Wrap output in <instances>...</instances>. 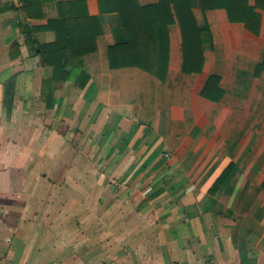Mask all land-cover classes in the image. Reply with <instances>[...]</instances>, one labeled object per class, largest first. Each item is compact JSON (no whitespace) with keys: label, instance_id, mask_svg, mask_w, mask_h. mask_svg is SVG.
<instances>
[{"label":"crops","instance_id":"0c3cea01","mask_svg":"<svg viewBox=\"0 0 264 264\" xmlns=\"http://www.w3.org/2000/svg\"><path fill=\"white\" fill-rule=\"evenodd\" d=\"M191 7L151 70L100 0H0V264H264V10ZM63 16L95 49L51 85Z\"/></svg>","mask_w":264,"mask_h":264},{"label":"trees","instance_id":"16d2710c","mask_svg":"<svg viewBox=\"0 0 264 264\" xmlns=\"http://www.w3.org/2000/svg\"><path fill=\"white\" fill-rule=\"evenodd\" d=\"M100 4L103 11H116L121 16L128 38L117 47L134 55L135 63L143 68L147 65V69H151V64L155 61L159 60L161 63L164 53L166 55L169 43L167 27L176 16L183 32L185 70L189 71L186 60L188 57L192 60L193 40L198 34L191 0H159L147 6H141L138 0H100ZM205 7L224 8L231 20L251 25L255 22L253 19L256 9L264 10V0H255L254 5L250 4V0H205ZM50 23L58 28L57 40L38 47L43 57V65L55 68L52 85L65 82L71 75H83V56L95 49L97 35V31L91 33L89 30L90 27H97V23L86 24L81 17L65 16ZM24 31L27 42L35 45L32 28L26 26ZM162 70L159 68L158 72Z\"/></svg>","mask_w":264,"mask_h":264}]
</instances>
